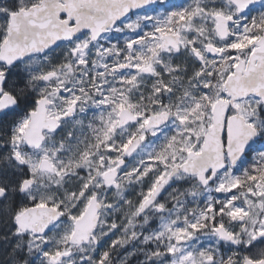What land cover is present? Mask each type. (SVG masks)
<instances>
[{"label": "snow or ice", "instance_id": "obj_1", "mask_svg": "<svg viewBox=\"0 0 264 264\" xmlns=\"http://www.w3.org/2000/svg\"><path fill=\"white\" fill-rule=\"evenodd\" d=\"M0 264H264V0H0Z\"/></svg>", "mask_w": 264, "mask_h": 264}]
</instances>
